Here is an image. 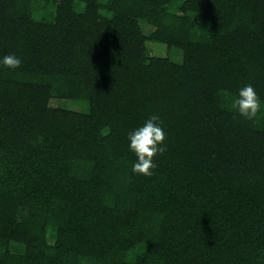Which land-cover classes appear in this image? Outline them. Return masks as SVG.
Wrapping results in <instances>:
<instances>
[{
    "label": "trees",
    "instance_id": "16d2710c",
    "mask_svg": "<svg viewBox=\"0 0 264 264\" xmlns=\"http://www.w3.org/2000/svg\"><path fill=\"white\" fill-rule=\"evenodd\" d=\"M8 53L0 264H264V0H0ZM151 115L146 176L128 133Z\"/></svg>",
    "mask_w": 264,
    "mask_h": 264
},
{
    "label": "clouds",
    "instance_id": "9594fccd",
    "mask_svg": "<svg viewBox=\"0 0 264 264\" xmlns=\"http://www.w3.org/2000/svg\"><path fill=\"white\" fill-rule=\"evenodd\" d=\"M20 64V57L14 53H8L0 57V65L17 68ZM231 107L247 119L256 116L260 108V98L252 84H245L238 89L237 95L231 100ZM164 138L165 132L162 122H160L157 115H151L142 125L128 133V147L136 155V159L132 163L134 173H142L146 176L152 175L151 169L155 167L154 155L165 151Z\"/></svg>",
    "mask_w": 264,
    "mask_h": 264
},
{
    "label": "rangeland",
    "instance_id": "374dc122",
    "mask_svg": "<svg viewBox=\"0 0 264 264\" xmlns=\"http://www.w3.org/2000/svg\"><path fill=\"white\" fill-rule=\"evenodd\" d=\"M146 31V30H145ZM148 47H149V51L152 54H156V55H161V56H169L170 58L178 61L180 60V54L178 52L174 53L173 51H168V49L166 48V46H164L163 44H157V43H148ZM64 105L67 106V104L63 101ZM62 102L58 101V100H51L50 105L51 106H59L61 104H63ZM69 104V107L72 109H76L78 110V106L75 104Z\"/></svg>",
    "mask_w": 264,
    "mask_h": 264
}]
</instances>
